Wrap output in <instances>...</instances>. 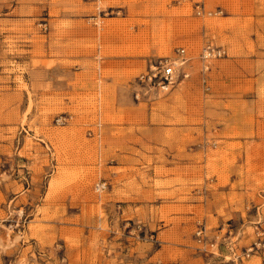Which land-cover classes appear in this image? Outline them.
I'll use <instances>...</instances> for the list:
<instances>
[{
  "label": "rangeland",
  "instance_id": "obj_1",
  "mask_svg": "<svg viewBox=\"0 0 264 264\" xmlns=\"http://www.w3.org/2000/svg\"><path fill=\"white\" fill-rule=\"evenodd\" d=\"M0 264H264V0H0Z\"/></svg>",
  "mask_w": 264,
  "mask_h": 264
},
{
  "label": "built area",
  "instance_id": "obj_2",
  "mask_svg": "<svg viewBox=\"0 0 264 264\" xmlns=\"http://www.w3.org/2000/svg\"><path fill=\"white\" fill-rule=\"evenodd\" d=\"M223 55L224 52L220 49L213 48L209 45L204 47L200 54L203 69L207 71L211 60L218 59ZM189 61L190 60L187 58L185 50L180 48L176 51L175 57L159 59L151 64L149 74H147L148 80L153 82L154 86L161 87L163 89L173 86L177 83L180 76H183L184 78L188 77L184 68ZM104 188L105 185L97 186L98 191H102Z\"/></svg>",
  "mask_w": 264,
  "mask_h": 264
}]
</instances>
